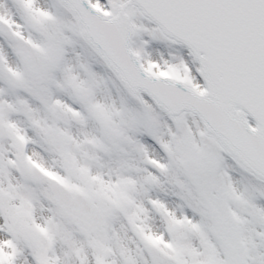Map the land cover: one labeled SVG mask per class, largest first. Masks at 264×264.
<instances>
[{"label": "snow or ice", "instance_id": "obj_1", "mask_svg": "<svg viewBox=\"0 0 264 264\" xmlns=\"http://www.w3.org/2000/svg\"><path fill=\"white\" fill-rule=\"evenodd\" d=\"M0 264H264V0H0Z\"/></svg>", "mask_w": 264, "mask_h": 264}]
</instances>
